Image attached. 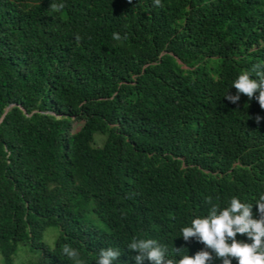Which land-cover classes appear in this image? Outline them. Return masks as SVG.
<instances>
[{
	"label": "trees",
	"instance_id": "trees-1",
	"mask_svg": "<svg viewBox=\"0 0 264 264\" xmlns=\"http://www.w3.org/2000/svg\"><path fill=\"white\" fill-rule=\"evenodd\" d=\"M53 2L0 0L2 264L19 246L33 264H76L65 244L80 264L109 247L135 264L133 239L194 256L205 246L180 229L209 197L264 195V110L224 98L264 66V0Z\"/></svg>",
	"mask_w": 264,
	"mask_h": 264
},
{
	"label": "clouds",
	"instance_id": "clouds-1",
	"mask_svg": "<svg viewBox=\"0 0 264 264\" xmlns=\"http://www.w3.org/2000/svg\"><path fill=\"white\" fill-rule=\"evenodd\" d=\"M132 3V0H129ZM153 5L161 6V0H153ZM64 5L52 0L51 9L60 12ZM113 38L120 40L121 36L113 34ZM253 72L256 78L251 77L249 71L242 72L234 81L232 88L236 94H227L224 98L232 104H237L241 96L249 100L255 99L264 110V66L254 65ZM258 93V95H257ZM262 118L257 116L256 122ZM211 205L208 214L194 218L191 226L180 229L181 237L186 243L193 238L205 248L194 256L183 255L178 260L169 258L168 248L155 239H133L127 248L136 253L132 259L135 264H212L214 259H219L222 264H264V195H260L255 205L242 203L237 197H232L227 207L221 209L218 204L207 199ZM258 210L259 218H254L253 207ZM246 236L248 241L238 240L237 236ZM184 249L176 248L179 254ZM62 254L69 261L79 262V250L69 244L62 246ZM215 254V255H213ZM121 252L119 249H101L96 264H119Z\"/></svg>",
	"mask_w": 264,
	"mask_h": 264
},
{
	"label": "rangeland",
	"instance_id": "rangeland-1",
	"mask_svg": "<svg viewBox=\"0 0 264 264\" xmlns=\"http://www.w3.org/2000/svg\"><path fill=\"white\" fill-rule=\"evenodd\" d=\"M77 126H78L77 124H74L73 129H75ZM97 143L98 144L101 143L100 137H97ZM57 233L58 231L56 228H52V227L47 228L43 234V241L47 245L52 247ZM37 256L38 254L30 252L27 247L19 246L16 255L13 257V262L14 264H33ZM0 264H2L1 255H0Z\"/></svg>",
	"mask_w": 264,
	"mask_h": 264
}]
</instances>
